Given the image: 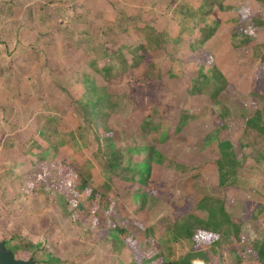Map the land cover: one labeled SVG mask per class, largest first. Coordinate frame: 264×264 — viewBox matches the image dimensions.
<instances>
[{"label":"rangeland","instance_id":"rangeland-1","mask_svg":"<svg viewBox=\"0 0 264 264\" xmlns=\"http://www.w3.org/2000/svg\"><path fill=\"white\" fill-rule=\"evenodd\" d=\"M128 241L264 264V0H0V242L136 264Z\"/></svg>","mask_w":264,"mask_h":264},{"label":"trees","instance_id":"trees-1","mask_svg":"<svg viewBox=\"0 0 264 264\" xmlns=\"http://www.w3.org/2000/svg\"><path fill=\"white\" fill-rule=\"evenodd\" d=\"M247 32V31H246ZM247 34V33H246ZM248 46V44H247ZM250 46V45H249ZM45 174L46 179L47 180H52V181H56L59 179V177H62V172L63 173H67L70 172L68 169H64V168H60V167H55L54 165L50 164L45 168ZM54 174V175H52ZM58 177V179H57ZM74 179V177H73ZM82 179H77L74 182L71 181V184L68 186V190H70V193L67 195V197L70 199L72 196H76L74 197L75 201L77 200H84L81 198H86V196L82 195L80 196V194L82 193V190L79 191H75L74 189L77 188V186H80V183ZM76 201V203H77ZM203 231V230H202ZM189 238L192 240V242L194 243V251L195 252H203L205 250V248L208 246V244L212 243V241L215 240V235L214 233L211 234V232H202V233H195V234H189ZM138 241V239H137ZM139 243H133L132 241H128L125 246L127 248H129L130 250V256L132 257L133 261L136 264H164L162 262V260L160 259V257H158V259L156 258V260L149 259V256L147 254V251H145V248L142 249V247H138ZM142 245V243H141ZM207 253V252H206ZM205 253V254H206ZM154 256H152L151 258H153ZM190 257H193L192 255ZM148 260V261H147ZM194 262V261H193ZM190 261V264H195ZM181 264H185L183 261L181 262Z\"/></svg>","mask_w":264,"mask_h":264},{"label":"water","instance_id":"water-1","mask_svg":"<svg viewBox=\"0 0 264 264\" xmlns=\"http://www.w3.org/2000/svg\"><path fill=\"white\" fill-rule=\"evenodd\" d=\"M0 264H34V261L16 258L14 252L0 242Z\"/></svg>","mask_w":264,"mask_h":264}]
</instances>
